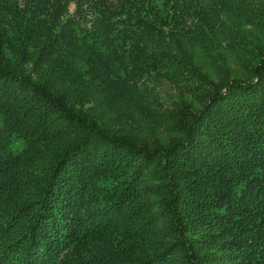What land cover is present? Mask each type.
<instances>
[{
  "label": "trees",
  "instance_id": "1",
  "mask_svg": "<svg viewBox=\"0 0 264 264\" xmlns=\"http://www.w3.org/2000/svg\"><path fill=\"white\" fill-rule=\"evenodd\" d=\"M0 264H264V0H0Z\"/></svg>",
  "mask_w": 264,
  "mask_h": 264
},
{
  "label": "rangeland",
  "instance_id": "2",
  "mask_svg": "<svg viewBox=\"0 0 264 264\" xmlns=\"http://www.w3.org/2000/svg\"><path fill=\"white\" fill-rule=\"evenodd\" d=\"M20 144V143H19Z\"/></svg>",
  "mask_w": 264,
  "mask_h": 264
}]
</instances>
